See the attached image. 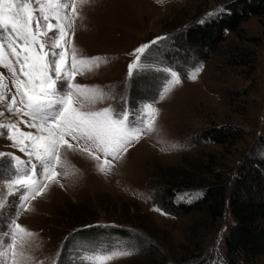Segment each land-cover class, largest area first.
I'll list each match as a JSON object with an SVG mask.
<instances>
[{
    "label": "rangeland",
    "instance_id": "374dc122",
    "mask_svg": "<svg viewBox=\"0 0 264 264\" xmlns=\"http://www.w3.org/2000/svg\"><path fill=\"white\" fill-rule=\"evenodd\" d=\"M229 1L80 0L75 35L67 48L69 64L73 51L86 62L78 65L71 83L87 85L89 98L74 95L75 106L84 111L112 107L119 112L126 104L130 129L141 126L147 104L158 113L152 130H144L139 142H133L111 167L103 164V152L94 143L81 140L79 147L88 148L99 160L88 152L61 150L59 182L50 183L42 196L30 201L17 221L34 234L23 245L22 264H195L197 260L232 264L224 244L233 220L228 202L215 219L200 211L176 214L164 209L158 192L163 181L171 179L179 188L174 199L188 201L214 175L228 186L245 159L264 158V12L251 14L236 30L226 31L215 49L201 51L182 36L192 23L219 15ZM156 37L166 39L141 56L129 77L134 50ZM0 40L10 51L2 29ZM237 47L248 49L253 59L230 63ZM12 63L19 75L14 58ZM173 72L179 83L173 81ZM0 73L7 85L0 87L5 97L0 100L4 113L0 124L30 119L9 114L16 76L3 64ZM67 83L58 82L60 95L69 90ZM219 124L239 125L244 132L225 143L199 137L204 128ZM18 126L36 131L24 123ZM0 151L27 159L6 136L0 138ZM16 173L11 157L0 158V252L4 253L11 243L8 225L26 192L12 189ZM89 225L108 230L77 232ZM113 227L126 232H110ZM114 252L132 254L98 259ZM0 264H7L6 255L0 256ZM247 264H264V255Z\"/></svg>",
    "mask_w": 264,
    "mask_h": 264
},
{
    "label": "snow or ice",
    "instance_id": "6c2138e0",
    "mask_svg": "<svg viewBox=\"0 0 264 264\" xmlns=\"http://www.w3.org/2000/svg\"><path fill=\"white\" fill-rule=\"evenodd\" d=\"M79 3L80 0H0V29L7 32V49L10 50L6 51L5 41L0 40V64L12 68L16 76L13 81L16 93L8 105V112L30 117L18 123L36 130L24 131L18 123L0 124V129L6 130L0 131V138L6 136L12 147L27 157L22 159L13 152L0 151V158L11 157L15 162L17 173L10 181L12 189L17 192L26 190L20 197L15 217L8 225L11 243L7 245L6 253L0 252V256H7V264H22L25 259L23 245L34 234L17 221L30 201L42 196L50 183L59 182L57 169L61 163V150L88 152L93 159L99 160L100 156L88 148L79 147L81 140L94 143L103 152V164L111 167L112 161L126 153L133 142H139L144 130H152L158 113L151 103L147 104L142 112L141 126L130 129L127 126L129 112L126 104L119 112L112 107L84 111L75 106L74 95L81 99L89 98L85 92L87 85L71 83L79 70L78 65L86 62L78 60L73 51L69 64L67 48L75 35L74 26L80 15ZM163 39L166 37H156L134 50L135 60L128 65L129 77L139 67L141 56ZM13 58L19 65V75H16ZM172 77L175 83H179L177 73L173 72ZM190 78L195 80L196 76ZM60 81L68 82L66 87L69 90L63 95L58 93ZM0 87L7 88L2 73ZM3 99L4 94L0 92V100ZM3 115L0 112V116ZM100 171L104 172L105 168L101 167ZM131 254L114 252L98 259L103 261L113 255Z\"/></svg>",
    "mask_w": 264,
    "mask_h": 264
},
{
    "label": "trees",
    "instance_id": "16d2710c",
    "mask_svg": "<svg viewBox=\"0 0 264 264\" xmlns=\"http://www.w3.org/2000/svg\"><path fill=\"white\" fill-rule=\"evenodd\" d=\"M224 9L204 23L189 25L182 33L183 39L201 51L215 49L224 40L226 31L236 30L251 14L264 12V0H230L225 3ZM232 54V64H247L253 59L248 49L240 47ZM243 132L242 126L219 124L204 128L199 137L225 143L241 136ZM216 176L206 181L196 196L188 201H176L174 198L179 191L177 184L171 179L164 180L162 187L158 189L161 204L172 213L189 214L200 211L215 219L224 213L228 202L233 216L224 240L229 262H253L264 255V158L245 159L228 186L216 179ZM90 229L95 234L108 230L103 226H95L84 227L77 232L88 233ZM109 231L126 232L121 227H113ZM195 264H203V261L197 260Z\"/></svg>",
    "mask_w": 264,
    "mask_h": 264
}]
</instances>
